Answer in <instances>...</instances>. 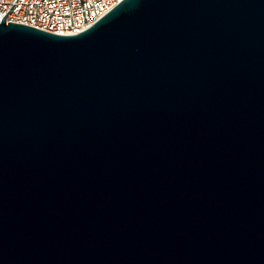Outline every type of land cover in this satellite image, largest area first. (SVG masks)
I'll return each instance as SVG.
<instances>
[{
	"label": "water",
	"instance_id": "1",
	"mask_svg": "<svg viewBox=\"0 0 264 264\" xmlns=\"http://www.w3.org/2000/svg\"><path fill=\"white\" fill-rule=\"evenodd\" d=\"M6 17L0 264H264V0Z\"/></svg>",
	"mask_w": 264,
	"mask_h": 264
},
{
	"label": "built area",
	"instance_id": "2",
	"mask_svg": "<svg viewBox=\"0 0 264 264\" xmlns=\"http://www.w3.org/2000/svg\"><path fill=\"white\" fill-rule=\"evenodd\" d=\"M123 0H0V21L31 26L61 36L91 27Z\"/></svg>",
	"mask_w": 264,
	"mask_h": 264
}]
</instances>
